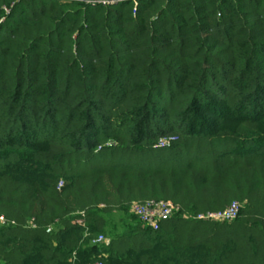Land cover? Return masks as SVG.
Masks as SVG:
<instances>
[{"label": "trees", "instance_id": "1", "mask_svg": "<svg viewBox=\"0 0 264 264\" xmlns=\"http://www.w3.org/2000/svg\"><path fill=\"white\" fill-rule=\"evenodd\" d=\"M0 214V264H264V0H0Z\"/></svg>", "mask_w": 264, "mask_h": 264}, {"label": "built area", "instance_id": "2", "mask_svg": "<svg viewBox=\"0 0 264 264\" xmlns=\"http://www.w3.org/2000/svg\"><path fill=\"white\" fill-rule=\"evenodd\" d=\"M71 1V0H64ZM87 3H102L105 5L117 3L119 0H81ZM242 204L240 201H234L228 205L225 209L221 211H208L207 213H198L194 215L196 219L200 220H217V221H233L235 220L240 213ZM179 211V206L174 204L170 200H149L144 203H133L131 207V212L136 214L144 225L152 227L153 229H158L160 222L163 219L171 217L174 213ZM189 216V215H186ZM5 218L0 214V223H4ZM80 222L83 223V219H80ZM85 225V224H84ZM86 235L88 232L86 231ZM94 243H104L108 245L110 239L103 235L99 234L98 237L93 238ZM92 264V263H87ZM95 264H102L101 262H96Z\"/></svg>", "mask_w": 264, "mask_h": 264}, {"label": "rangeland", "instance_id": "3", "mask_svg": "<svg viewBox=\"0 0 264 264\" xmlns=\"http://www.w3.org/2000/svg\"><path fill=\"white\" fill-rule=\"evenodd\" d=\"M131 212V211H130ZM128 215L125 213H115L107 218V228L106 234L107 237H111L116 233L123 232L127 229L132 223L128 219Z\"/></svg>", "mask_w": 264, "mask_h": 264}]
</instances>
